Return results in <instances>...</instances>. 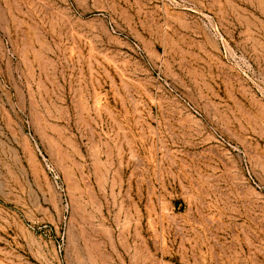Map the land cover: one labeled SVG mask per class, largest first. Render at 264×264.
<instances>
[{"label":"rangeland","instance_id":"374dc122","mask_svg":"<svg viewBox=\"0 0 264 264\" xmlns=\"http://www.w3.org/2000/svg\"><path fill=\"white\" fill-rule=\"evenodd\" d=\"M0 264H264V0H0Z\"/></svg>","mask_w":264,"mask_h":264}]
</instances>
